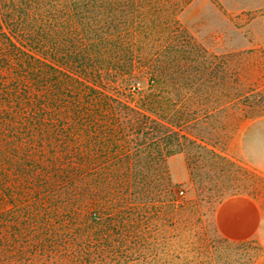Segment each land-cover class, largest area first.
I'll use <instances>...</instances> for the list:
<instances>
[{
  "label": "trees",
  "instance_id": "1",
  "mask_svg": "<svg viewBox=\"0 0 264 264\" xmlns=\"http://www.w3.org/2000/svg\"><path fill=\"white\" fill-rule=\"evenodd\" d=\"M191 1L0 0V264L129 260L173 208L182 264L195 222L208 264L260 256L255 238L222 235L208 206L173 194L170 156H185L192 183L195 151L227 157L217 141L264 116L254 56L214 71L178 18Z\"/></svg>",
  "mask_w": 264,
  "mask_h": 264
},
{
  "label": "rangeland",
  "instance_id": "2",
  "mask_svg": "<svg viewBox=\"0 0 264 264\" xmlns=\"http://www.w3.org/2000/svg\"><path fill=\"white\" fill-rule=\"evenodd\" d=\"M178 18L208 50L210 65L214 71L220 69L225 71L231 56L235 53L241 54L239 57L243 67L249 61L246 57L254 56L258 81L255 83L251 98L258 101L256 102L258 107H262L264 103L261 100L264 97V0H192L179 13ZM146 88V82L142 81L140 89ZM249 120L241 123L233 139L217 141V148L224 149L227 157L215 158L210 154L203 155L199 149L195 151L192 183L189 182L188 168L182 153L174 154L167 160L175 198L198 201L201 209L208 206L212 214L207 218L204 217V220L211 219L216 223L215 214L219 203L237 194L252 200L260 212L264 213V169H257L253 164L255 162L264 168V143L260 142L263 141V133L259 131L253 139L248 135L246 139L237 137ZM221 168L222 171L219 172L218 169ZM5 175L4 185L9 189L11 184L9 181L16 178L10 173L7 165ZM203 184L209 190L206 192L209 195L207 202L200 200L205 194V191H201ZM178 190H182L183 193L179 194ZM9 207L7 194L0 191V211H7ZM177 219L176 209L173 208L170 218H158L150 222L145 236L134 245L129 260L121 259L116 264H182L183 254L177 237ZM194 224L195 234L192 238L195 249L191 264H208L200 254L201 239L196 234L199 232L200 224L198 222ZM236 252L229 259L231 264H239L235 261L240 251ZM262 254L263 251L254 264ZM216 264H228V261L223 263L219 261ZM261 264H264V258Z\"/></svg>",
  "mask_w": 264,
  "mask_h": 264
},
{
  "label": "crops",
  "instance_id": "3",
  "mask_svg": "<svg viewBox=\"0 0 264 264\" xmlns=\"http://www.w3.org/2000/svg\"><path fill=\"white\" fill-rule=\"evenodd\" d=\"M259 131L263 133V141L260 142L264 143V116L249 120L237 137L246 139L248 135L253 139ZM253 164L257 169H264L255 162ZM215 220L219 232L228 238L257 239L263 254L255 264H261L264 258V213L260 212L252 200L240 194L229 196L219 203Z\"/></svg>",
  "mask_w": 264,
  "mask_h": 264
},
{
  "label": "built area",
  "instance_id": "4",
  "mask_svg": "<svg viewBox=\"0 0 264 264\" xmlns=\"http://www.w3.org/2000/svg\"><path fill=\"white\" fill-rule=\"evenodd\" d=\"M178 192H179V194H182V193H183V191H182V190H179Z\"/></svg>",
  "mask_w": 264,
  "mask_h": 264
}]
</instances>
